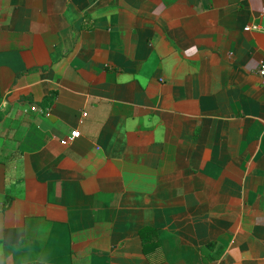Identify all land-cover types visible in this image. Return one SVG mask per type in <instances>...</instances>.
I'll return each instance as SVG.
<instances>
[{"label":"crops","instance_id":"1","mask_svg":"<svg viewBox=\"0 0 264 264\" xmlns=\"http://www.w3.org/2000/svg\"><path fill=\"white\" fill-rule=\"evenodd\" d=\"M263 62L264 0H0V264H264Z\"/></svg>","mask_w":264,"mask_h":264},{"label":"trees","instance_id":"2","mask_svg":"<svg viewBox=\"0 0 264 264\" xmlns=\"http://www.w3.org/2000/svg\"><path fill=\"white\" fill-rule=\"evenodd\" d=\"M139 235L144 246L145 254L148 256L149 260H152L150 251H148V249L153 243L156 242L155 237H157V231L151 228H145L140 231ZM205 248L209 259L213 261L221 258L224 253V248L218 246L215 242L209 243Z\"/></svg>","mask_w":264,"mask_h":264},{"label":"built area","instance_id":"3","mask_svg":"<svg viewBox=\"0 0 264 264\" xmlns=\"http://www.w3.org/2000/svg\"><path fill=\"white\" fill-rule=\"evenodd\" d=\"M257 76L263 81L264 83V62L261 63V65L259 66L258 70H257ZM80 137V133L79 132H74L72 134V138H79Z\"/></svg>","mask_w":264,"mask_h":264}]
</instances>
